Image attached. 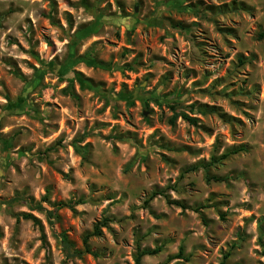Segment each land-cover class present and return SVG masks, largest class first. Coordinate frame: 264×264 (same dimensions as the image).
<instances>
[{
	"label": "rangeland",
	"instance_id": "obj_1",
	"mask_svg": "<svg viewBox=\"0 0 264 264\" xmlns=\"http://www.w3.org/2000/svg\"><path fill=\"white\" fill-rule=\"evenodd\" d=\"M262 29L264 0H0V264H264Z\"/></svg>",
	"mask_w": 264,
	"mask_h": 264
},
{
	"label": "trees",
	"instance_id": "obj_2",
	"mask_svg": "<svg viewBox=\"0 0 264 264\" xmlns=\"http://www.w3.org/2000/svg\"><path fill=\"white\" fill-rule=\"evenodd\" d=\"M257 39H262L264 37V29H262L261 31L258 32L257 34ZM176 116H180L183 120H185L187 123L189 124H196L197 123V118L185 113V112H179L178 114H174L173 115V118L176 117ZM172 121V120H171ZM230 153H234V151H230V152H226L224 154H222V158H226ZM216 160L213 158V162H215ZM157 195H162L166 201L170 204H174V205H177L179 206L180 208L182 209H186L188 208L189 206H186L184 203L180 202V201H177V200H174V199H171L169 197L168 194L165 193L164 190H157V191H153L151 192V194L144 200V203L147 204L150 200H152L155 196ZM87 202V199L84 197V196H80L78 198H71L65 202H57L56 203V206L57 208H60V207H66L68 208L71 212H75V206L79 205V204H82V203H85ZM201 208H203L202 206H195V207H190V209L198 212ZM43 210V208H40ZM27 215V214H26ZM28 217L32 218L34 221L36 220V218H34L32 215H27ZM106 224V221L104 219V221H99L97 222L94 227H93V232L90 234H86L83 238V251H79V250H72L70 251V244L69 242L66 240V237L63 236V239H64V244H63V249H64V252H65V255L70 257V256H79L81 255L83 252H86V253H90L89 251V248H88V245H87V238L90 236V235H95L98 233V229H99V225H105ZM258 231H259V234H258V237H257V244L261 247V251H262V255L264 256V227L261 223V220L259 219L258 220ZM238 243L235 242V244H233L231 247L234 248V247H237ZM160 251V247L157 246V247H154V248H137L135 254H134V264H140L141 262V259L144 255H152V254H155L157 252ZM230 255V250H228L227 252H225L223 255H222V260L220 261L219 264H224L223 263V260H225L226 258H228ZM182 256V249L179 248L177 254L174 256L175 258H181Z\"/></svg>",
	"mask_w": 264,
	"mask_h": 264
},
{
	"label": "water",
	"instance_id": "obj_3",
	"mask_svg": "<svg viewBox=\"0 0 264 264\" xmlns=\"http://www.w3.org/2000/svg\"><path fill=\"white\" fill-rule=\"evenodd\" d=\"M2 173H3V172H2V169L0 168V176L2 175Z\"/></svg>",
	"mask_w": 264,
	"mask_h": 264
}]
</instances>
